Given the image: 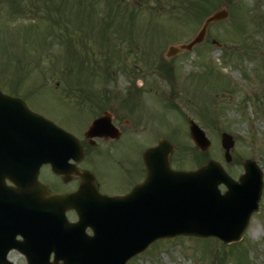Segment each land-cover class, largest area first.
<instances>
[{
    "label": "rangeland",
    "instance_id": "374dc122",
    "mask_svg": "<svg viewBox=\"0 0 264 264\" xmlns=\"http://www.w3.org/2000/svg\"><path fill=\"white\" fill-rule=\"evenodd\" d=\"M65 1L32 0L14 14L11 2H0V87L78 134L96 106L122 107L125 135L138 137L124 141L120 177L103 174L102 190L124 195L140 182L141 153L159 136L175 145V168L215 159L237 178L243 160L252 158L264 182V0L207 2L212 11L224 5L226 18L210 23L201 43L168 58V45L189 41L201 26L199 10L186 11L174 0H122L121 6L81 0L71 8ZM189 117L211 140L207 149L193 144ZM222 131L235 140L229 161ZM40 177L57 191L76 182L61 183L49 166ZM8 258L26 263L15 250ZM126 264H264V183L259 210L237 242L176 235L157 239Z\"/></svg>",
    "mask_w": 264,
    "mask_h": 264
},
{
    "label": "water",
    "instance_id": "95a60500",
    "mask_svg": "<svg viewBox=\"0 0 264 264\" xmlns=\"http://www.w3.org/2000/svg\"><path fill=\"white\" fill-rule=\"evenodd\" d=\"M225 14L224 10L212 13L189 43L170 45L166 56L200 42L208 23ZM99 119L91 123L87 132ZM0 135L10 141H25L27 148L25 153L15 151L11 156L14 162L18 158L24 161V170L11 162L3 166L0 161V264H13L6 257L12 247L25 254L27 264H125L159 237L214 235L224 242L236 241L250 214L258 208L261 171L250 159L244 161L245 171L238 180L214 160L195 170H175L169 164L174 146L160 138L155 147L143 154L147 166L145 181L125 196L108 197L94 189L92 176L87 172L83 174L67 165L69 158L77 161L83 156L78 139L32 112L20 98L1 91ZM190 135L199 149L209 146L210 141L193 122ZM233 143L230 134H221L227 160ZM44 162L63 175L64 181L73 173L84 182L72 193H49L37 179L38 168ZM9 164L11 168L7 169ZM5 177L14 181L18 190L6 187ZM221 182L227 186L224 193L218 189ZM10 204L15 208L9 209ZM69 207L77 210L78 221L67 220L65 210ZM9 212L15 215H4ZM87 225L92 227L93 235L86 234ZM17 234L21 240H16ZM51 252L53 261L49 260Z\"/></svg>",
    "mask_w": 264,
    "mask_h": 264
},
{
    "label": "flooded vegetation",
    "instance_id": "af4514ba",
    "mask_svg": "<svg viewBox=\"0 0 264 264\" xmlns=\"http://www.w3.org/2000/svg\"><path fill=\"white\" fill-rule=\"evenodd\" d=\"M2 1L14 3L21 9H25V4L30 2L29 0H0V2ZM122 111V107H120L119 111L117 110L113 101L105 106H96L92 119L104 114L105 118L110 120V123L114 125V127L111 125L102 127L89 138L86 137L84 131L78 134V136L82 138L85 155L77 165L81 168H92L91 170L94 172L96 185L100 184V178L105 176L103 174H109L113 171L116 173L114 176L116 179L120 177L121 167L123 161L126 159L124 141L127 138L133 139L138 136L130 135L127 137V135H125L124 126L128 124V120L125 112L123 113ZM86 156V163L90 167L84 166L82 163ZM72 180L76 182L68 189L60 191L63 192L75 189L80 182V178L75 177Z\"/></svg>",
    "mask_w": 264,
    "mask_h": 264
},
{
    "label": "trees",
    "instance_id": "16d2710c",
    "mask_svg": "<svg viewBox=\"0 0 264 264\" xmlns=\"http://www.w3.org/2000/svg\"><path fill=\"white\" fill-rule=\"evenodd\" d=\"M200 1L201 0H178L177 2L179 3L180 6H183V8H185L187 11H190V10L193 11L199 6ZM64 3L68 4L71 8V7H74L76 4L82 3V1L81 0H66ZM111 3H113V4L115 3L118 6L122 5V3L118 2L117 0H114V1L111 0ZM51 6H53V5H51ZM62 6L64 7L65 4L64 5L62 4ZM66 47L68 50L72 51L69 44H66Z\"/></svg>",
    "mask_w": 264,
    "mask_h": 264
},
{
    "label": "bare ground",
    "instance_id": "6f19581e",
    "mask_svg": "<svg viewBox=\"0 0 264 264\" xmlns=\"http://www.w3.org/2000/svg\"><path fill=\"white\" fill-rule=\"evenodd\" d=\"M256 232V231H255Z\"/></svg>",
    "mask_w": 264,
    "mask_h": 264
}]
</instances>
